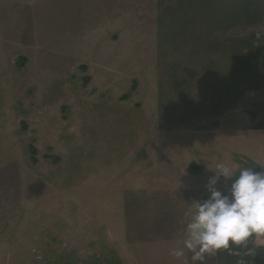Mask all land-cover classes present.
Masks as SVG:
<instances>
[{
  "label": "rangeland",
  "instance_id": "rangeland-1",
  "mask_svg": "<svg viewBox=\"0 0 264 264\" xmlns=\"http://www.w3.org/2000/svg\"><path fill=\"white\" fill-rule=\"evenodd\" d=\"M168 1L0 0V78L27 164L26 201L0 214V264H193L191 252L172 250L211 170L262 171L242 135L176 131L179 116L161 109L147 58L151 14L171 10L182 38L194 13L215 7ZM262 1L250 5L252 39ZM251 238L256 246L264 236ZM228 254L204 264H232ZM252 254L235 264H264Z\"/></svg>",
  "mask_w": 264,
  "mask_h": 264
},
{
  "label": "crops",
  "instance_id": "crops-1",
  "mask_svg": "<svg viewBox=\"0 0 264 264\" xmlns=\"http://www.w3.org/2000/svg\"><path fill=\"white\" fill-rule=\"evenodd\" d=\"M162 1L158 0V4L170 3ZM253 1L263 2L194 0L201 5L209 2L215 7L206 13L202 10L194 13V23L188 24L182 38L177 36L176 30L181 26L173 19L171 10L153 11L150 17L155 28L151 36L147 34L148 41L151 37L147 58L148 65L151 64V81L156 78L153 91L156 89V95L163 102L161 109L179 116L176 124L172 123L177 126L176 131H232L242 135L248 143L243 153L264 171V27H261L264 15L254 17L259 28L254 30L252 39L250 5ZM204 15L206 21L200 19ZM153 46H157L156 52ZM6 48L0 45V64ZM1 71L0 65V74ZM3 84L0 78V214L19 208L26 201L27 167L16 144L10 98ZM155 107L157 110L161 107L159 101ZM252 107L257 110L256 115L252 114ZM230 118L238 127H227L233 126ZM252 121L257 125L251 126ZM255 244L260 247L248 243L242 252L241 248L237 249L240 252L237 261L233 260V254H228L227 260H232V264L243 262L245 255H251L247 254L249 250L254 252L253 258H262L264 239Z\"/></svg>",
  "mask_w": 264,
  "mask_h": 264
},
{
  "label": "clouds",
  "instance_id": "clouds-1",
  "mask_svg": "<svg viewBox=\"0 0 264 264\" xmlns=\"http://www.w3.org/2000/svg\"><path fill=\"white\" fill-rule=\"evenodd\" d=\"M211 172L204 185L207 196L185 213L178 236L181 246L172 250L177 258L184 257L185 250L191 252L193 264H204L206 257L220 251L238 255L232 246H246L251 237L264 236V171L244 167L237 172L218 163ZM220 181L228 185L226 190L217 187Z\"/></svg>",
  "mask_w": 264,
  "mask_h": 264
},
{
  "label": "trees",
  "instance_id": "trees-1",
  "mask_svg": "<svg viewBox=\"0 0 264 264\" xmlns=\"http://www.w3.org/2000/svg\"><path fill=\"white\" fill-rule=\"evenodd\" d=\"M29 147H30V150H32L33 152L35 151V150L32 148V144H30V146H29ZM32 157L34 158V157H35V155L33 154V155H32Z\"/></svg>",
  "mask_w": 264,
  "mask_h": 264
}]
</instances>
